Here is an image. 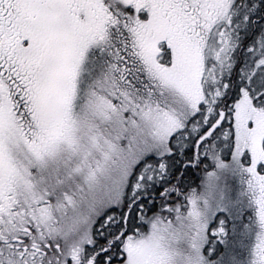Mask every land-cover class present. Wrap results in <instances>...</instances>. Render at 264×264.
<instances>
[{"label":"snow or ice","instance_id":"1","mask_svg":"<svg viewBox=\"0 0 264 264\" xmlns=\"http://www.w3.org/2000/svg\"><path fill=\"white\" fill-rule=\"evenodd\" d=\"M0 264H264V0H0Z\"/></svg>","mask_w":264,"mask_h":264}]
</instances>
